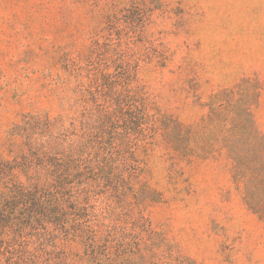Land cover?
<instances>
[{"label": "rangeland", "instance_id": "rangeland-1", "mask_svg": "<svg viewBox=\"0 0 264 264\" xmlns=\"http://www.w3.org/2000/svg\"><path fill=\"white\" fill-rule=\"evenodd\" d=\"M119 49L137 60L131 85L156 129L127 132L117 114L115 164L123 158L137 169L126 185L79 192L90 222L137 233L148 263L264 264V217L246 203L230 156L219 145L200 153L212 148L204 132L213 104L227 114L225 105L241 100L264 136V0H0V155L13 158L9 133L25 115L91 130L114 90L98 87L97 101L81 90L100 69L113 72ZM163 120L196 132L185 151L165 136ZM23 240L18 264H84L78 244Z\"/></svg>", "mask_w": 264, "mask_h": 264}, {"label": "trees", "instance_id": "trees-1", "mask_svg": "<svg viewBox=\"0 0 264 264\" xmlns=\"http://www.w3.org/2000/svg\"><path fill=\"white\" fill-rule=\"evenodd\" d=\"M93 45L95 50L103 44L95 40ZM112 63L113 72L100 69L81 90L92 101H97L98 87L114 90L112 103L96 109L100 115L91 130L81 122V133L69 132L61 118L48 113L25 115L10 130L9 152L14 156L0 155V262L4 256L5 264H18L14 254L20 251L23 239L40 236L51 238L53 246L58 242L78 244L81 250L76 258L84 264H161L146 261L137 233L124 232L119 225L100 228L90 222L86 202L79 197V192L91 184L113 188L126 185L137 169L123 158L121 168L115 164L117 114L122 116L127 132L141 133L146 124L149 130L156 129L157 117L149 112L141 88L131 85L136 80L137 60H128L119 49ZM225 106L227 114L212 105L205 123H212V129L204 126L206 136L211 139L212 135V148L202 146L200 153L213 152L215 145L225 149L232 160V177L242 184L246 203L264 217V136L244 102L230 101ZM162 123L168 129L165 136L174 141L175 148L185 151L184 141H191L196 132L180 133L178 126L169 130V124ZM127 169L129 178L124 176Z\"/></svg>", "mask_w": 264, "mask_h": 264}]
</instances>
